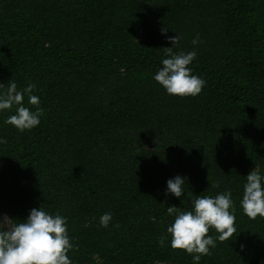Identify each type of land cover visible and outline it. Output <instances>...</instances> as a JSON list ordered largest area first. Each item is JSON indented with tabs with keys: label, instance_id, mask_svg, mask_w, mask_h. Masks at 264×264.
Here are the masks:
<instances>
[{
	"label": "trees",
	"instance_id": "16d2710c",
	"mask_svg": "<svg viewBox=\"0 0 264 264\" xmlns=\"http://www.w3.org/2000/svg\"><path fill=\"white\" fill-rule=\"evenodd\" d=\"M165 26L174 51L200 37L194 97L153 79L172 47ZM11 79L36 84L44 113L25 131L3 122L14 108L0 113V215L66 216L73 264H194L159 244L166 206L228 189L236 232L199 264H264V218L239 205L249 172H264V0H0V82ZM177 174L186 194L165 197Z\"/></svg>",
	"mask_w": 264,
	"mask_h": 264
},
{
	"label": "clouds",
	"instance_id": "9594fccd",
	"mask_svg": "<svg viewBox=\"0 0 264 264\" xmlns=\"http://www.w3.org/2000/svg\"><path fill=\"white\" fill-rule=\"evenodd\" d=\"M168 30L167 26L160 29L172 47L163 48L162 66L155 71L153 79L170 95L194 97L206 85V81L193 74L190 67L197 56L195 46L201 43L200 37L197 35L192 39V50L174 51L181 37L177 33L167 36ZM35 88L33 82L23 88H18L14 79L7 84L0 82V113L15 109L4 119V124L19 131L30 130L40 124L44 110L39 106V97L34 94ZM25 97L29 105L36 106L34 111L25 105ZM0 142H3L2 138ZM186 183L187 177L180 174L169 178L165 197L171 194L181 198L186 194ZM239 205L249 218H264V172L258 165L246 176ZM166 212L173 220L167 226L168 235L159 237V244L163 246L168 241L171 248L186 251L192 255L194 264H199L202 255L210 254L217 241L228 240L236 232V207L228 189L214 196L194 195L189 210L168 205ZM111 220L112 214L105 212L99 217V224L107 227ZM210 229L215 230V236L208 234ZM73 240L68 233L67 217L59 212L51 213L42 206L33 207L24 220L4 214L0 217V264H73L68 255L75 247ZM240 247L243 250L244 245Z\"/></svg>",
	"mask_w": 264,
	"mask_h": 264
},
{
	"label": "rangeland",
	"instance_id": "374dc122",
	"mask_svg": "<svg viewBox=\"0 0 264 264\" xmlns=\"http://www.w3.org/2000/svg\"><path fill=\"white\" fill-rule=\"evenodd\" d=\"M3 215H0V217H2ZM158 264H167V263H158Z\"/></svg>",
	"mask_w": 264,
	"mask_h": 264
}]
</instances>
